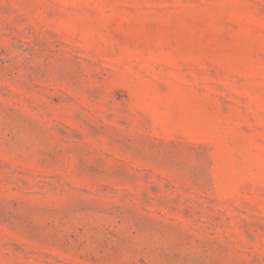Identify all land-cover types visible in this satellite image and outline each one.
<instances>
[{"label":"rangeland","instance_id":"374dc122","mask_svg":"<svg viewBox=\"0 0 264 264\" xmlns=\"http://www.w3.org/2000/svg\"><path fill=\"white\" fill-rule=\"evenodd\" d=\"M0 264H264V0H0Z\"/></svg>","mask_w":264,"mask_h":264}]
</instances>
